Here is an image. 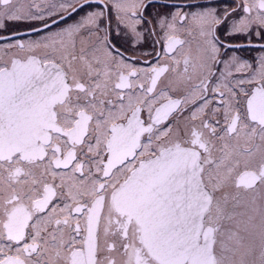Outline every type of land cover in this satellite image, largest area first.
<instances>
[{
  "label": "snow or ice",
  "instance_id": "1",
  "mask_svg": "<svg viewBox=\"0 0 264 264\" xmlns=\"http://www.w3.org/2000/svg\"><path fill=\"white\" fill-rule=\"evenodd\" d=\"M0 264H264V0H0Z\"/></svg>",
  "mask_w": 264,
  "mask_h": 264
},
{
  "label": "flooded vegetation",
  "instance_id": "2",
  "mask_svg": "<svg viewBox=\"0 0 264 264\" xmlns=\"http://www.w3.org/2000/svg\"><path fill=\"white\" fill-rule=\"evenodd\" d=\"M145 50L150 51V48L148 46H145ZM252 55H256V53H252Z\"/></svg>",
  "mask_w": 264,
  "mask_h": 264
}]
</instances>
